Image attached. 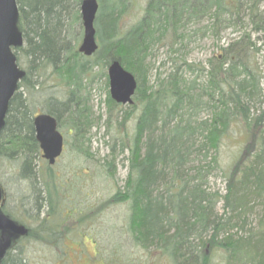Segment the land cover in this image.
<instances>
[{"label":"trees","instance_id":"obj_1","mask_svg":"<svg viewBox=\"0 0 264 264\" xmlns=\"http://www.w3.org/2000/svg\"><path fill=\"white\" fill-rule=\"evenodd\" d=\"M81 1L15 0L17 29L23 45L13 54L24 77L9 101L0 130V162L19 165L18 180L28 181L32 192L31 211L40 213L41 207L45 208L44 219L34 221L35 229L30 236L41 243H48L47 239L52 237L57 241L68 233L64 222L73 215L65 216L67 206L55 198L61 184L47 165H41L32 126L34 110L28 105L36 87H41L38 80L48 75L46 79H53L54 87L64 92L62 101L51 97L42 111L55 118L58 127L64 122L70 127L75 152L80 154L84 128L90 126L86 97L81 95L85 90V74L98 64L106 68L111 61H117L134 77L137 87L127 110H121L107 94L106 114L113 120L121 119L117 122L119 128L136 117L132 137L121 144L127 151L124 186L117 188L101 211L125 205L127 231L133 245L171 264H213V257L220 259L221 264H264V223L259 221L257 230L242 239L223 233L227 231L223 230L226 222L213 217L215 204L221 198L207 189V179L218 163L222 142L227 140L230 128L239 127L247 141L227 173L223 200L225 206L235 205L242 211L250 209L248 199H257L264 208V111L259 116L252 115L250 104L258 96L261 98L260 74L249 58L242 55L240 45L244 44V38L218 49L221 54L208 62L207 83L202 89L195 87L196 81L186 83L183 79L182 61L173 63L177 66L154 86H147L145 79L146 60L153 47L165 43L170 54H177L190 40L185 35L188 26L207 19L212 20L213 29L218 32L234 19L239 21L246 5L249 17L255 18L259 1L145 0L140 19L123 30L120 24L130 2L97 0L95 31L99 47L93 60L80 55L68 40L67 31L78 18ZM103 3L109 9L104 17L100 13ZM260 30L264 31V27ZM215 96L219 107L214 106ZM261 103L264 104L263 100ZM208 109L209 118L199 120L197 115ZM75 113L77 117L73 118ZM207 156L209 164H202ZM102 169L108 175L112 171L110 165ZM1 212L7 219L23 225L21 211L14 213L16 217L5 209ZM58 215L64 225L57 231L54 220ZM236 218V222L244 221L240 213ZM17 252L12 246L0 264H25Z\"/></svg>","mask_w":264,"mask_h":264},{"label":"rangeland","instance_id":"obj_2","mask_svg":"<svg viewBox=\"0 0 264 264\" xmlns=\"http://www.w3.org/2000/svg\"><path fill=\"white\" fill-rule=\"evenodd\" d=\"M128 1L130 2L129 11L120 24V27L123 26V30L140 19L145 6V0ZM258 1V12L254 13L256 14L255 18L249 17V12L246 11L248 6L246 5L239 14V21L234 19L231 24L218 32L213 29L212 20L206 19L188 26L185 35L190 36V40L185 44L184 49L177 54H170L165 43L153 47L146 60L145 79L148 83L147 86L158 84V81L165 79L177 66L173 63H181L182 61L185 65L182 67L183 79L186 83L196 81L195 87L202 89L207 83L208 62L221 54L218 49L227 48V46L244 38V44L240 45V48L243 49L242 55L249 58L250 63H253L260 74L258 84L261 98L258 96L254 102L250 103L252 106L251 114L255 113L256 116H259L264 111V104L261 103L262 100L264 103V31L260 30L264 27V0ZM103 4L100 13L104 17L105 14L109 13V9L107 3ZM98 14L99 10L96 17ZM77 17L67 31L68 40L75 51H77L82 40L79 7L77 8ZM95 39L98 44L96 33ZM94 58L92 57L91 60ZM89 67L87 66L88 69ZM24 68L25 65L22 63L21 69L24 70ZM47 76L43 80H38V85L41 83V87H36L35 95L28 101V105L34 110L33 115L43 113L44 103L48 99H52L51 97L63 100L61 97H63L64 92L54 87V80L50 78L47 80ZM85 77L86 80L83 81L85 90H82L81 95L86 97L85 104L89 109L90 126L88 129L84 128L83 140L79 143L80 154L75 152V142L70 127L66 126L64 122L58 127V131L64 140L63 153L54 166H48L51 169V175L57 178L58 183L61 184L60 190L55 194L56 200L61 205L67 206L64 211L65 216L69 213L73 214L71 220L64 222L68 233H65L57 241H53L54 237L48 238V243L35 241L36 239L31 236V238L24 239L28 236L24 233L25 235L20 241H17L18 237L10 238V246L16 247L17 253L22 257L25 264H67L66 256L63 254L66 255L68 250H70L69 254L72 259H79L81 256L82 263L86 262L85 264H171L167 259L157 258L156 255H152L153 253L148 254L140 247L133 245L127 231L128 210L125 205L110 206L101 211V207L115 193L117 188L120 189L124 186L127 176V151L122 149L121 144H125L126 139L132 137L136 115L126 123L124 122L119 128L117 122H120L121 119L116 121L112 117L108 118L106 114L105 101L108 94L107 79L105 78L106 68H101L98 64L90 71L88 70ZM216 101L217 97L215 96L214 106L219 107ZM121 110H127V106L122 107ZM121 115L120 113L119 116L121 117ZM209 116L210 110L208 109L202 110L197 118L206 120ZM76 117L77 113L73 115V118ZM108 120L112 121L108 123ZM246 141L247 138L241 135L239 127L230 128L227 140L222 142L218 163L207 179L208 191L210 193L217 192L221 198V201L215 204L214 216H212L223 223L226 222L227 226L223 227V230L227 228V231L223 233L232 234L234 238L239 239L245 238L249 233H254L258 228L259 221L264 223V208L262 205L253 204L254 199H248L247 202H252L249 204L250 209L242 211L240 207L235 205L226 204L225 206L223 200V196L226 194L227 173ZM198 159L201 160V157ZM41 162V165H47L42 159ZM204 163L209 164L208 156L206 162H202V164ZM107 165H110L112 169V171H108L113 173L112 175L109 174L111 177L102 169V167L106 169ZM40 168L46 172L42 166ZM18 171V164L12 161L0 162L1 209L2 211L5 209L7 213L13 216H15V212L21 211L23 225L25 224L24 226L32 232L36 224L34 221L39 222L44 219L46 211L45 208L42 209L43 207H41L40 213L31 211L32 192L28 181L18 180ZM20 203H22V207H20ZM18 205L19 209L17 208ZM57 210H59L58 206ZM23 211H27V213L25 214ZM78 212L81 213V216L78 215ZM239 213L244 219L243 225L240 221L236 222ZM54 221L53 223L57 225L54 228L58 231L60 229L58 227H62L64 223L61 222L62 218L59 215ZM230 224L232 228L229 229L228 225ZM223 233L220 234V237ZM2 236H8L7 232L0 231V237ZM85 256L91 257V261ZM212 260L213 264H221L222 262L217 257H213Z\"/></svg>","mask_w":264,"mask_h":264},{"label":"water","instance_id":"obj_3","mask_svg":"<svg viewBox=\"0 0 264 264\" xmlns=\"http://www.w3.org/2000/svg\"><path fill=\"white\" fill-rule=\"evenodd\" d=\"M83 36L78 53L90 57L97 50L95 43L94 20L98 11L96 0H82L79 6ZM17 6L15 0H0V130L3 127L7 108L18 82L24 73L18 69L12 49L22 46V37L17 30ZM109 98L116 105L132 104L137 84L134 77L125 71L117 61H112L106 69ZM35 140L41 158L48 166H53L61 156L63 137L58 131L55 118L39 114L32 119ZM1 200V193H0ZM0 231L8 236L0 237V261L10 247L9 239L23 236L22 227L9 221L0 213Z\"/></svg>","mask_w":264,"mask_h":264},{"label":"flooded vegetation","instance_id":"obj_4","mask_svg":"<svg viewBox=\"0 0 264 264\" xmlns=\"http://www.w3.org/2000/svg\"><path fill=\"white\" fill-rule=\"evenodd\" d=\"M28 237H30V231L29 230H28V236H26L24 239H27ZM54 240H55V238H54ZM82 245H83V243H82ZM69 253H70V250H68V253L66 255L63 254V256H66L67 264H85L86 263V262L82 263V260H81L82 257L81 256L79 257V259H72L71 255ZM85 257L91 261V257H88V256H85Z\"/></svg>","mask_w":264,"mask_h":264},{"label":"bare ground","instance_id":"obj_5","mask_svg":"<svg viewBox=\"0 0 264 264\" xmlns=\"http://www.w3.org/2000/svg\"><path fill=\"white\" fill-rule=\"evenodd\" d=\"M255 200H256V201H255ZM255 203H256V205H258V204H259V205H262V203H261L260 201H258L257 199H254V200H253V204H255ZM250 204H251V203H250ZM251 208H252V207H251Z\"/></svg>","mask_w":264,"mask_h":264}]
</instances>
